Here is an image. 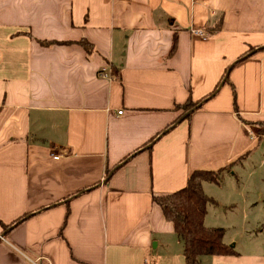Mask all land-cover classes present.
Returning <instances> with one entry per match:
<instances>
[{
	"label": "crops",
	"instance_id": "1",
	"mask_svg": "<svg viewBox=\"0 0 264 264\" xmlns=\"http://www.w3.org/2000/svg\"><path fill=\"white\" fill-rule=\"evenodd\" d=\"M241 119L264 120V0H0V264H185L152 197L226 166L204 224L237 254L200 264H264V135Z\"/></svg>",
	"mask_w": 264,
	"mask_h": 264
},
{
	"label": "trees",
	"instance_id": "2",
	"mask_svg": "<svg viewBox=\"0 0 264 264\" xmlns=\"http://www.w3.org/2000/svg\"><path fill=\"white\" fill-rule=\"evenodd\" d=\"M53 43L58 42H41L43 45H51ZM80 44L88 52L91 51V46L87 41L82 40L80 41ZM174 46L175 45H173V47ZM254 49L255 48H250L247 52L242 54L237 61L245 58V56ZM227 71L228 69H226L224 75L214 90L206 97L198 101L187 99L183 104L177 105L176 108L181 110L180 117L183 115L188 117L202 101L215 94L220 84L223 81H226ZM241 120L246 124L257 127V138L258 140L262 139V136L264 135V120L255 122H249L243 119ZM175 122L176 121H174L171 125ZM162 132L158 133L154 139ZM241 158H243V156L238 158L235 162H238ZM228 168L229 166L222 167L216 171H194L190 174L187 185L184 188L169 194L153 195L152 197L153 202L160 207L165 219L172 223L174 232L182 243L185 264H200V257L204 255L237 254L233 245L226 244L223 241L224 229L222 227H209L204 224L207 206L210 204L216 205L217 202L204 192L203 182H211L219 185L224 171ZM27 215L20 217L11 225L6 227H10L17 222H20Z\"/></svg>",
	"mask_w": 264,
	"mask_h": 264
},
{
	"label": "rangeland",
	"instance_id": "3",
	"mask_svg": "<svg viewBox=\"0 0 264 264\" xmlns=\"http://www.w3.org/2000/svg\"><path fill=\"white\" fill-rule=\"evenodd\" d=\"M221 179H222V177H221ZM211 187L212 188H210V187L207 188L208 193L213 192V194H215L216 197H218V198L220 197V199L222 200V187H220V188L216 187V186H211ZM214 211L216 212V210H212V212H214ZM210 217L213 218V215ZM215 223L222 224V213L221 214L218 213L216 215ZM219 227H222V226H219Z\"/></svg>",
	"mask_w": 264,
	"mask_h": 264
},
{
	"label": "built area",
	"instance_id": "4",
	"mask_svg": "<svg viewBox=\"0 0 264 264\" xmlns=\"http://www.w3.org/2000/svg\"><path fill=\"white\" fill-rule=\"evenodd\" d=\"M194 33L200 34V35H203V36L207 35L203 31L196 30V29L194 30ZM99 74L102 75V76H104V77H106V78H108V79H113V76H112V74H110V72L108 71L107 67L101 69V71L99 72ZM38 260L39 259H36L33 264H37ZM144 264H147V263H144Z\"/></svg>",
	"mask_w": 264,
	"mask_h": 264
}]
</instances>
